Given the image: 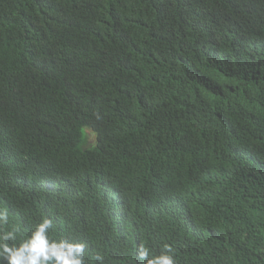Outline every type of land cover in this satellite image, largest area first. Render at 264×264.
Returning <instances> with one entry per match:
<instances>
[{
  "label": "trees",
  "instance_id": "obj_1",
  "mask_svg": "<svg viewBox=\"0 0 264 264\" xmlns=\"http://www.w3.org/2000/svg\"><path fill=\"white\" fill-rule=\"evenodd\" d=\"M5 88L0 149L56 139L50 173L86 177L90 127L115 147L110 166L130 165L118 184L130 217L169 175L146 225L176 264H264V0H0ZM1 159L0 209L23 230L51 219L53 239L86 245V264L164 250L124 236L92 189L39 211L33 192L7 190L12 154Z\"/></svg>",
  "mask_w": 264,
  "mask_h": 264
},
{
  "label": "clouds",
  "instance_id": "obj_2",
  "mask_svg": "<svg viewBox=\"0 0 264 264\" xmlns=\"http://www.w3.org/2000/svg\"><path fill=\"white\" fill-rule=\"evenodd\" d=\"M10 89V86H8ZM8 90L0 91V95ZM83 147L89 151L90 170L89 176L68 178L62 175L50 173L51 164L58 165L53 153L57 143L56 139L42 140L32 152L28 145H13L12 139L6 140V145L0 149L1 154H12V167L16 181L6 180L10 192L13 190H25L34 193V199L39 211L46 208L56 194L61 195L73 190L92 189L98 195V200L108 207L106 217L117 225L125 236L127 232L147 235L153 244L163 243L164 250L159 255L151 254L148 248H141L136 252L137 260L144 261L142 264H176L174 257L170 254L172 249L169 244L159 239L157 233L151 230L147 221L151 220L148 210L153 212L158 219L160 202H153V197L164 199L165 186L169 175H163L160 189L156 192H144L148 205L142 217H130L128 199L118 193V184L127 174L130 165L112 167L108 161L115 155V147L109 143L101 142L98 133L94 129L85 126ZM0 154V166L2 159ZM136 172L128 176L135 175ZM8 191V192H9ZM9 201H11L9 199ZM146 205V206H147ZM176 209V206H168ZM7 212L0 209V226L11 222L12 231L0 232V264H86L85 248L81 242H73L66 238L53 239L49 231L53 229V221L48 218L42 219L31 231L20 228L15 219L17 213ZM97 261L103 260L99 255ZM89 264H101L91 261Z\"/></svg>",
  "mask_w": 264,
  "mask_h": 264
}]
</instances>
